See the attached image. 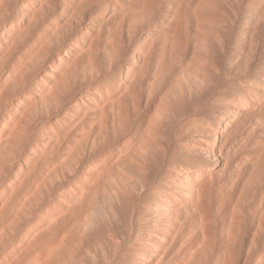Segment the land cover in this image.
I'll return each mask as SVG.
<instances>
[{"label":"rangeland","instance_id":"1","mask_svg":"<svg viewBox=\"0 0 264 264\" xmlns=\"http://www.w3.org/2000/svg\"><path fill=\"white\" fill-rule=\"evenodd\" d=\"M0 264H264V0H0Z\"/></svg>","mask_w":264,"mask_h":264}]
</instances>
